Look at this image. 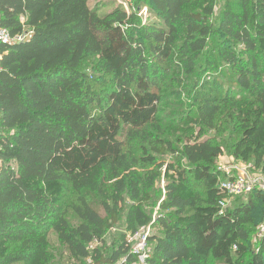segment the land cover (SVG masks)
Listing matches in <instances>:
<instances>
[{"label":"trees","instance_id":"1","mask_svg":"<svg viewBox=\"0 0 264 264\" xmlns=\"http://www.w3.org/2000/svg\"><path fill=\"white\" fill-rule=\"evenodd\" d=\"M127 1L0 0V264H55L50 233L76 264H136L126 236L148 226V264H264V191L222 210L218 169L228 149L264 176V0H222L217 25L214 0ZM136 167L165 168L155 218L159 175ZM126 200L118 249L91 250Z\"/></svg>","mask_w":264,"mask_h":264},{"label":"rangeland","instance_id":"2","mask_svg":"<svg viewBox=\"0 0 264 264\" xmlns=\"http://www.w3.org/2000/svg\"><path fill=\"white\" fill-rule=\"evenodd\" d=\"M214 1H216L217 11L214 17L212 18V22L214 25H217L219 16H220V11L223 6V2L222 0H214ZM90 3H91V7L96 8L101 15H104L117 7H122L125 9L128 8L127 0H90ZM139 15L143 19L144 23H146L147 21L151 19L150 18L151 16L148 13V10L146 8L145 9L143 8ZM87 73L89 74L90 81L96 79V77H93V71L91 69H89ZM186 85L187 84H184V87H186ZM179 135L174 134V136H169V137H172V140L175 143L176 148L180 147V145L177 143V139L180 137ZM211 136L213 137L214 134H210V137ZM224 140H225V144L229 146L230 142H232V140L234 139H230L227 135L225 136ZM136 147L139 148L138 145ZM134 153L137 156L140 154V152H136V151H134ZM158 159H159V162L164 163L166 165L175 164L176 166H181V164L175 160L176 157L173 155L168 154L162 158L159 157ZM183 164L185 165V163ZM0 166H1V163H0ZM253 167H254L253 164L246 165L242 163L241 161L236 160L234 156L230 154L228 149H225V153L219 158V161H218V169L221 170L222 172L227 171L233 177L248 176L250 179H252V181L264 179V176L259 171L254 169ZM135 171L144 175L145 178L150 177L147 174H150L152 172H155L154 174L159 175L154 181L152 188H149L147 190V192L150 194L151 201L147 205L146 211L151 214L152 218H155L157 214L163 213L161 212L160 205L166 196L165 188H166L167 183L164 180L165 168L160 169V170L158 169V171L156 172V169L153 167H148V168L136 167ZM190 190L192 192L193 191H199V192L204 191L203 187L199 186L196 188V186L194 185L190 187ZM235 198L236 197H230V196L226 198L225 200L227 203L226 209L232 208L235 205L236 200H238ZM75 203H76V196L72 194L67 195L65 206L70 208ZM101 203H102V200H99V203L97 202L96 206L98 209L101 208ZM130 204H131L130 201L126 200V204L122 206L123 209L120 212L119 223L109 233L105 234V236L103 237L104 239L103 243H94L92 245L93 249H99L100 251L104 252L105 254H109V255H111L115 249H118L119 244L121 242V238L127 235L126 234V213H127V207ZM67 218L73 227L79 225L80 221L73 214L71 209H68ZM259 219H261L262 222L258 224L256 229L254 230V234L252 237L253 243L255 244V246H257V241L259 240V237L264 233V214L263 213H261L260 215L258 214V221ZM155 231L156 230H152V233H155ZM48 238L50 242V250L52 252V255L54 256L55 264H76L75 260H73L70 257L69 253L67 252L66 247L59 241L56 234L50 233ZM129 238H130V235L128 234L126 236V241H128ZM89 263L90 261L87 260V264Z\"/></svg>","mask_w":264,"mask_h":264},{"label":"built area","instance_id":"3","mask_svg":"<svg viewBox=\"0 0 264 264\" xmlns=\"http://www.w3.org/2000/svg\"><path fill=\"white\" fill-rule=\"evenodd\" d=\"M24 37H19L17 40H21ZM14 41V38L10 36V33L0 28V43L9 44ZM226 179L221 182L220 189L227 193L230 197L243 196L253 189L264 190V179L252 181L248 176H231L227 171H223ZM219 206L222 210L226 209L227 203L225 200L219 202ZM152 234L151 227H143L137 233L130 235L128 244L131 247V253L136 257V264H148V259L151 256V244L149 238ZM90 249H93L91 246Z\"/></svg>","mask_w":264,"mask_h":264}]
</instances>
